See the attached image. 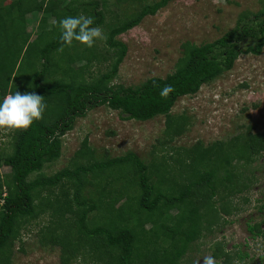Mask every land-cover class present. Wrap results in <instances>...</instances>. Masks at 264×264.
Here are the masks:
<instances>
[{
	"label": "trees",
	"instance_id": "trees-1",
	"mask_svg": "<svg viewBox=\"0 0 264 264\" xmlns=\"http://www.w3.org/2000/svg\"><path fill=\"white\" fill-rule=\"evenodd\" d=\"M4 1L0 98L14 91L35 92L44 97L46 108L27 129L6 133L11 132V149L0 155V163L9 167L0 175V264H12L21 229L41 214L47 219L37 229L39 242L59 248V264H180L196 239L238 210L231 198L253 182V172L246 174V167L264 151V132L247 128L224 141H196L174 153L164 152L149 164L132 151L97 157L82 141L72 166L50 174L42 168L60 156L61 136L72 128L74 118L101 104L122 119L144 121L162 115L164 138L173 141L188 124L185 114L171 113L174 101L230 70L240 54L261 53L264 8L241 11L234 25L212 41L181 43L174 69L163 77L114 85L111 81L127 49L117 36L169 0H115L116 6L127 3L119 12L110 10L105 0ZM79 14L94 17L92 26L104 29L103 46L94 43L88 48L73 41L57 51L61 42L55 25L62 17ZM31 21L36 22L29 29ZM91 60L105 63V69L86 79L83 72ZM58 70L61 76L52 77ZM164 85L172 87L167 95H161ZM100 172L98 183L94 179ZM90 183L98 188L90 189ZM85 187L89 193L81 194ZM219 187L224 198L215 201ZM263 206L264 196L257 210L263 213ZM261 222L264 218L248 221L246 229L264 240ZM212 255L221 258L216 264H242L248 257L244 250L231 255L220 243L214 244Z\"/></svg>",
	"mask_w": 264,
	"mask_h": 264
},
{
	"label": "rangeland",
	"instance_id": "rangeland-1",
	"mask_svg": "<svg viewBox=\"0 0 264 264\" xmlns=\"http://www.w3.org/2000/svg\"><path fill=\"white\" fill-rule=\"evenodd\" d=\"M105 1L115 12L127 5L125 2L116 6L115 0ZM260 8H264V0H169L155 14L145 16L137 25L117 36L127 49L111 84L133 85L150 76L163 77L174 69L182 53L181 43L212 41L234 25L241 11L254 12ZM53 20V16L49 17V21ZM35 22L28 23L29 29ZM95 45L100 48L103 41L97 40ZM104 69L105 63L100 65L91 60L83 73L89 79L91 74ZM59 76L58 70L52 77ZM170 111L174 115L185 114L188 120L183 133L173 141L164 138L162 115L144 121L122 119L116 110L103 104L93 106L85 111V115L74 118L72 128L61 136L60 156L44 165L42 171L50 174L61 167L72 166L77 161L75 155L82 141L97 157L132 151L142 162L149 164L164 152L171 154L196 141L202 145L214 140L224 141L247 128L264 132V46L258 55L240 54L230 70L202 84L195 93L178 97ZM8 131L10 128H0V155L11 149V132L7 135ZM249 171L253 172V182L247 190L231 198L232 203L239 206L238 210L225 216L226 222L217 224L212 232H205L196 239L180 264H202V258L207 255L220 262V256L212 255L216 243L231 255L237 250L247 252L248 257L242 264H264L263 237L252 238L246 229L248 221L260 222L264 218V206L263 213L257 210L264 196V151L247 165L245 173L250 174ZM8 172L9 167L0 163V175ZM102 174L97 173L94 180L101 182ZM104 178L108 179V175ZM114 184L118 185L120 181ZM97 185L91 184L90 189L92 186L97 189ZM134 189L135 186L133 192ZM84 190L81 194L89 193L88 187ZM223 194V187H219L213 199L224 198ZM245 197L247 201L243 203ZM46 219L47 214H41L21 229L22 240L21 243L14 242L12 264H59V248L41 245L38 239L37 229ZM261 225L264 226V222ZM81 263L75 261L72 264Z\"/></svg>",
	"mask_w": 264,
	"mask_h": 264
},
{
	"label": "clouds",
	"instance_id": "clouds-1",
	"mask_svg": "<svg viewBox=\"0 0 264 264\" xmlns=\"http://www.w3.org/2000/svg\"><path fill=\"white\" fill-rule=\"evenodd\" d=\"M94 17L79 14L62 17L55 26L59 30L60 47L71 46L73 41L91 48L97 40H106L107 36L99 25L92 26ZM171 85H164L161 95H167ZM46 108L44 97L35 92H10L0 98V128L27 129L34 120H40ZM202 264H216L211 255L202 258Z\"/></svg>",
	"mask_w": 264,
	"mask_h": 264
},
{
	"label": "flooded vegetation",
	"instance_id": "flooded-vegetation-1",
	"mask_svg": "<svg viewBox=\"0 0 264 264\" xmlns=\"http://www.w3.org/2000/svg\"><path fill=\"white\" fill-rule=\"evenodd\" d=\"M261 223H262V222H261ZM261 227L264 228V226H262V225H261ZM250 236H251V234H250ZM251 237H252V238H254V237H260V238L262 239L261 236H257V235H256V236H251ZM247 256H248V255H247ZM220 262H221V261H220Z\"/></svg>",
	"mask_w": 264,
	"mask_h": 264
}]
</instances>
